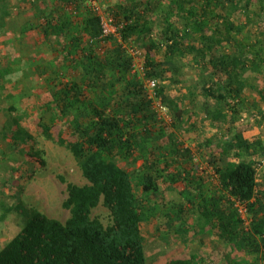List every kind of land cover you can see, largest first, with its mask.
<instances>
[{"label": "trees", "instance_id": "16d2710c", "mask_svg": "<svg viewBox=\"0 0 264 264\" xmlns=\"http://www.w3.org/2000/svg\"><path fill=\"white\" fill-rule=\"evenodd\" d=\"M87 1L47 0L44 21L34 26L53 54L37 61L41 53L17 47L10 54L15 64L5 66L11 75L21 71L36 102L2 89L0 113L7 121L0 136L36 169L18 168L17 203L5 212L17 211L24 223L0 249V264H154L144 230L152 224L161 237L184 245L157 264H211L189 246L203 235L216 248L225 244L227 264H264V139L245 135L252 125L238 126L242 112L250 111L245 93L257 78L258 100L250 105L259 112L250 114L255 121L264 117V23L253 39L238 19L260 15L264 0L117 1L106 7L116 27L108 34L103 14L85 7ZM31 28L25 24L21 33ZM131 48L143 51L140 69ZM191 63L201 69L186 86L179 74ZM6 70L0 67V88L12 77ZM150 80L157 81L154 91ZM199 97L195 114L183 106ZM157 101L172 111L171 123ZM23 118H31L36 132ZM199 118L224 131L216 140H198ZM39 136L70 150L87 180L68 183L63 206L71 215L64 221L22 197L35 171L48 164ZM100 205L110 212L107 224L92 215Z\"/></svg>", "mask_w": 264, "mask_h": 264}, {"label": "rangeland", "instance_id": "374dc122", "mask_svg": "<svg viewBox=\"0 0 264 264\" xmlns=\"http://www.w3.org/2000/svg\"><path fill=\"white\" fill-rule=\"evenodd\" d=\"M122 1V0H119ZM166 3L169 2V0H164ZM113 2H117V0H113ZM164 2V3H165ZM255 10H258L259 7L256 5ZM104 18L106 20L109 19V14H107L106 8L103 10ZM249 14V12H248ZM234 16V15H233ZM232 16V17H233ZM254 13L252 16V20L248 21V19L244 17L243 14H241L238 19H241V21L246 22L248 24V31L247 34L249 37L253 39H257L259 36V33L261 31L259 24L264 23V12H262L260 15H255ZM236 17V16H234ZM256 18L255 21L253 19ZM19 24V23H17ZM5 27V26H4ZM108 27L115 32L116 27L114 25L108 24ZM11 30H7L9 32ZM6 34L4 32V28L2 31L0 30V37L1 42L4 41L5 37L3 35ZM12 35H10L11 37ZM264 41V40H263ZM0 42V49H4L2 47L3 43ZM264 44V42H263ZM11 47V46H10ZM139 51L136 53V51ZM131 51L136 56V67L141 68L142 65V56H140V51L143 53L141 49L137 48H131ZM12 54V53H11ZM7 54L0 53V67L5 69L6 63L10 60H12L11 65L15 64L14 59L10 57L6 58ZM9 64V63H8ZM200 67H198L195 63H191L189 66L188 64L185 65L184 68H182L181 72H184L181 75L179 74V77L182 76V81L185 82L183 85L190 86L192 82L195 81L196 77H198V72H200ZM10 70H6L5 72H8L9 76L7 82L4 83V87L0 88L1 90L5 92V94L9 92H16L17 94H21L22 91V97L17 98H26L29 101L36 102V97L30 96V91H33L31 87H28V82L24 81L23 79L19 80V77H21V71L20 73H14L11 75ZM253 80V79H252ZM254 83V86L252 89H248L245 93L248 104H249V110L242 112L241 118L238 122V126L243 127H249V125H252V127H249L245 131V135L247 137H250L251 139L262 137L264 139V117L260 118L258 117V120L255 121L253 118L254 116H251L250 112L253 111V113H258L259 109L258 107L254 109L252 105H250L251 101L258 100V88L260 87V84L262 83L260 79H256L252 81ZM178 85V84H177ZM171 89V94H175L176 83H173L169 86ZM185 91V88L183 89ZM2 94V93H1ZM30 96V97H28ZM17 98L14 99V101H17ZM203 100L201 97L198 98V100H192L190 98L186 99L183 106L186 109L193 110V114L198 110L202 104ZM159 101H157L156 105L159 107ZM261 110H263L264 114V106H260ZM167 111L160 113L162 117L164 118L165 123H171L173 113L170 110V108L166 107ZM261 114V113H260ZM199 116H202L199 114ZM31 118H23L22 124L24 126L29 125L33 132L35 131L34 126L32 125V122L30 120ZM195 116H194V118ZM7 117L4 115V113H0V128L4 123H6ZM172 127V126H171ZM198 127L199 131L195 132L197 135L198 140H203L205 137L208 136H214V140H216L217 133H222L223 128L218 122H212L210 119L202 120V118H199L198 121ZM185 142L188 143V141L185 140ZM186 143V144H187ZM194 143V142H193ZM38 146L42 147L46 150L47 160L48 164L45 168H38L35 171V175L33 179L28 182L24 189L23 193V200L28 205L35 207L36 209L44 212L50 217L66 220L70 217L71 213L70 210L64 208L63 202L67 198V185L69 182H73L79 185L87 183L86 178L83 176L82 170L80 168V165L78 164L77 159L74 157V155L70 152V150L66 149L65 147L59 146L55 144L53 141L46 139L43 136L38 137ZM21 148V147H20ZM23 158L22 152L20 149L16 148L13 149L11 139H5L2 135L0 136V249L11 239L13 238L19 230L23 226V218L22 216L15 210H10L8 212H5L7 207H11L12 205H15L16 202V186H17V176H18V168H23L26 170L29 169L31 171H34L36 167L34 165H25L22 163L21 159ZM204 165L206 164V161H202ZM143 163V160H139L136 163V167L141 166ZM23 165V166H22ZM208 166V165H207ZM205 166L210 172L212 173V169L210 166ZM172 195V197L176 198L177 193H169ZM171 198V196H170ZM93 217L98 216L100 217L104 223H108L110 220V212L109 210L104 207L103 205H100L96 209L93 210ZM154 229H150L151 226H144V230L146 232V249L148 251V254L150 257H152V263L155 261H161L163 262L165 258H168L170 256H175L180 254L181 248H178L177 242L174 244L173 238L170 236H163L158 233V230H155V225L152 224ZM179 240V239H178ZM167 243V245H166ZM172 243V244H171ZM171 244V245H169ZM191 246V245H190ZM181 247H184L181 246ZM203 251V248L201 247L200 252ZM204 252V251H203ZM149 257V258H150ZM160 258V260H158ZM151 259V258H150ZM154 263V264H155ZM157 264V263H156Z\"/></svg>", "mask_w": 264, "mask_h": 264}, {"label": "crops", "instance_id": "0c3cea01", "mask_svg": "<svg viewBox=\"0 0 264 264\" xmlns=\"http://www.w3.org/2000/svg\"><path fill=\"white\" fill-rule=\"evenodd\" d=\"M46 2L47 0H45L44 3L42 2V0H0V23H5L4 25L5 27L3 28L6 34H4L3 37L7 38L2 42L0 41L1 43H3L2 47L4 48V49L2 48L0 49V53L11 54L13 53V50L16 49L17 47L22 48L24 46V48L26 49L32 47L34 53L36 52L41 53L40 56L36 58L37 61L42 60L43 58H45L46 55L51 57V54H53V51L51 49L52 47L49 44H46V42L44 43L41 42V40H39L42 34L41 28L39 27L37 28L34 26L36 23H38V20H41V22L44 21L43 17L40 14L42 7L50 3V2L47 3ZM113 3H115L113 2V0H88L86 2L85 7L87 8L97 7L104 16L105 12H103V10L106 7L112 6ZM24 8H26L25 9L26 11H24ZM82 17L83 16H79L78 18L81 19ZM29 23H31L33 28L29 30V33L27 32L28 34L26 33V35H23V33H21L22 32L21 28L25 24H29ZM8 29L11 31L7 32ZM10 35L12 36L10 37ZM1 36L2 35H0V37ZM33 67H34L33 64L30 67L26 66L25 71ZM22 76L23 75L19 77V80L23 79L24 81H26L25 77ZM31 92L33 91H30V93ZM194 144L195 143H190V144L187 143L186 145L193 146ZM206 164L209 166L207 161ZM197 239L198 241L189 243V246L191 245L190 248L194 249L197 252L198 251L200 252V249L202 247L204 252L201 251L200 253L204 257H208L207 259L210 260L211 264H227L224 258L226 257L225 256L226 250H225V244L223 242H220V244H218L216 248L217 243L215 240H213L211 236L203 235V237H198ZM176 242L178 248H181L182 250V248L184 247H181L183 244L180 243L179 240H174V244L172 243L171 244L176 245L175 244Z\"/></svg>", "mask_w": 264, "mask_h": 264}, {"label": "built area", "instance_id": "2783aa9c", "mask_svg": "<svg viewBox=\"0 0 264 264\" xmlns=\"http://www.w3.org/2000/svg\"><path fill=\"white\" fill-rule=\"evenodd\" d=\"M108 24H112L113 25V18L112 17H109L108 20H106L103 16V25H104V31L106 34H108L109 32H113L109 27H108ZM139 51L137 50L136 53H138ZM148 86H149V89L150 91H154L155 87L157 86V81L156 80H150L148 81ZM159 109L164 112V111H167V108L161 104H159ZM261 167H264V162H263V165Z\"/></svg>", "mask_w": 264, "mask_h": 264}]
</instances>
